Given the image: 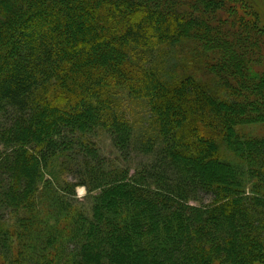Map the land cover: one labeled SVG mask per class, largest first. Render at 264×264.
Returning <instances> with one entry per match:
<instances>
[{
	"label": "trees",
	"instance_id": "obj_1",
	"mask_svg": "<svg viewBox=\"0 0 264 264\" xmlns=\"http://www.w3.org/2000/svg\"><path fill=\"white\" fill-rule=\"evenodd\" d=\"M0 264H264V0H0Z\"/></svg>",
	"mask_w": 264,
	"mask_h": 264
},
{
	"label": "rangeland",
	"instance_id": "obj_2",
	"mask_svg": "<svg viewBox=\"0 0 264 264\" xmlns=\"http://www.w3.org/2000/svg\"><path fill=\"white\" fill-rule=\"evenodd\" d=\"M132 107L135 108L133 114H132V119L134 120V124L136 125V129L139 132L142 128L141 124L144 125L142 122L145 115H146V109L140 105H132ZM103 136V135H102ZM102 151L107 154L108 157L115 158L117 153L115 148L111 145V142L108 137L103 136L99 139ZM121 163V161L119 162ZM133 170L131 171V173ZM80 187L77 188V194L81 202L85 203V206L89 208L90 202H89V197H87V189L86 187H83V190L81 191L79 189ZM211 200L209 195L203 196V202L207 203ZM9 216V215H8Z\"/></svg>",
	"mask_w": 264,
	"mask_h": 264
},
{
	"label": "bare ground",
	"instance_id": "obj_3",
	"mask_svg": "<svg viewBox=\"0 0 264 264\" xmlns=\"http://www.w3.org/2000/svg\"><path fill=\"white\" fill-rule=\"evenodd\" d=\"M79 189L82 191L83 190V187H80Z\"/></svg>",
	"mask_w": 264,
	"mask_h": 264
}]
</instances>
